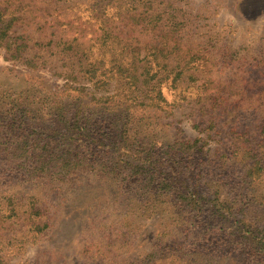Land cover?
<instances>
[{"label": "rangeland", "instance_id": "374dc122", "mask_svg": "<svg viewBox=\"0 0 264 264\" xmlns=\"http://www.w3.org/2000/svg\"><path fill=\"white\" fill-rule=\"evenodd\" d=\"M9 21L0 264H264V0H0Z\"/></svg>", "mask_w": 264, "mask_h": 264}, {"label": "trees", "instance_id": "16d2710c", "mask_svg": "<svg viewBox=\"0 0 264 264\" xmlns=\"http://www.w3.org/2000/svg\"><path fill=\"white\" fill-rule=\"evenodd\" d=\"M11 27H12V22L11 21H9L8 23L3 24V25L0 26V41H1V43L5 42V45H7L6 44V38L9 37L8 36V31L10 30ZM21 47L22 46L20 44H18L16 46V52H18L21 49ZM11 48H12V46H11V44H9V49H11ZM46 155L47 154L45 152H40L39 153V158H41L43 163H39L38 165H36L37 171L51 172L55 168H57L58 170L61 171V170H66V168L69 166V164H64V163L59 164V161H58L57 157H55V156L47 155V158L49 159L48 160V159H46ZM52 161H55V163L52 164ZM260 239L264 240V233H263V236L261 235ZM256 245H257L256 246V251L262 252V249L264 248V243L259 242Z\"/></svg>", "mask_w": 264, "mask_h": 264}]
</instances>
